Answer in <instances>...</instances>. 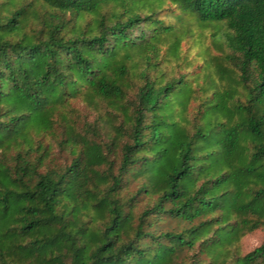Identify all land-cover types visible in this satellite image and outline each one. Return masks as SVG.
<instances>
[{
	"label": "trees",
	"instance_id": "trees-1",
	"mask_svg": "<svg viewBox=\"0 0 264 264\" xmlns=\"http://www.w3.org/2000/svg\"><path fill=\"white\" fill-rule=\"evenodd\" d=\"M264 0H0V264H264Z\"/></svg>",
	"mask_w": 264,
	"mask_h": 264
},
{
	"label": "rangeland",
	"instance_id": "rangeland-1",
	"mask_svg": "<svg viewBox=\"0 0 264 264\" xmlns=\"http://www.w3.org/2000/svg\"><path fill=\"white\" fill-rule=\"evenodd\" d=\"M264 241V232H257L244 240L245 251H251Z\"/></svg>",
	"mask_w": 264,
	"mask_h": 264
}]
</instances>
